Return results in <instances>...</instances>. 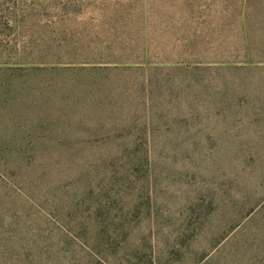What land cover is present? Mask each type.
<instances>
[{"label":"rangeland","instance_id":"1","mask_svg":"<svg viewBox=\"0 0 264 264\" xmlns=\"http://www.w3.org/2000/svg\"><path fill=\"white\" fill-rule=\"evenodd\" d=\"M0 264H264V0H0Z\"/></svg>","mask_w":264,"mask_h":264},{"label":"trees","instance_id":"2","mask_svg":"<svg viewBox=\"0 0 264 264\" xmlns=\"http://www.w3.org/2000/svg\"><path fill=\"white\" fill-rule=\"evenodd\" d=\"M50 145H42V146H38L40 148H43L45 146V149H48L49 151H53L52 153L55 154V152H60L61 151H66L64 148L65 145H63V143L61 144H51ZM115 146H117L118 151L119 150H125L130 148L131 151L129 152V154L127 155L129 158V163L131 165H133L135 167V169H137L141 164H142V156L143 154H136L137 157H140V159L135 158L132 160V140H123L122 142L119 143H115ZM36 148V147H35ZM70 149V148H68ZM109 153V150L108 152ZM52 157L56 159H58V155H53ZM109 155H115V154H109ZM60 156V155H59ZM62 158V157H61ZM39 163H43V164H47L50 165L51 161L50 160H42L39 161ZM82 178H86V180L84 181L83 184H86V186H79L78 189H76L77 191L74 192V195L72 196L71 200L69 203L63 204V200H56L57 202V207L65 209L68 208L69 212H74L76 215V218L79 220V225L84 226L85 223L87 222H95L97 223V228H98V234L102 233V229L101 226L105 225V223L103 224V222L107 219H110L112 221L118 219L120 216H127V212L122 213V214H118L119 210H116L117 207L114 206L113 201L108 197V191L107 188L105 187V185L103 184V187L101 189H97V188H92L91 183L92 180H90V184H88V178L87 176H81ZM114 180V179H113ZM101 181H104L103 179ZM111 184L114 183V181L109 180ZM95 183H101L99 180H97ZM90 186V187H89ZM81 204H85L88 203L86 207H81ZM132 208V206H131ZM138 207H135V209H137ZM84 210H88V214L84 213ZM132 210V209H131ZM135 211V210H134ZM104 220V221H102ZM94 223V224H95ZM115 224L116 228H117V223H112Z\"/></svg>","mask_w":264,"mask_h":264}]
</instances>
